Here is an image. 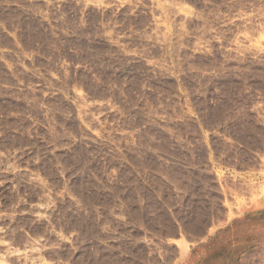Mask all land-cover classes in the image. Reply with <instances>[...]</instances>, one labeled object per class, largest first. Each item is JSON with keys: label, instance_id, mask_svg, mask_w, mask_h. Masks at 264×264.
<instances>
[{"label": "rangeland", "instance_id": "1", "mask_svg": "<svg viewBox=\"0 0 264 264\" xmlns=\"http://www.w3.org/2000/svg\"><path fill=\"white\" fill-rule=\"evenodd\" d=\"M244 173L264 194V0H0V264H139Z\"/></svg>", "mask_w": 264, "mask_h": 264}, {"label": "crops", "instance_id": "2", "mask_svg": "<svg viewBox=\"0 0 264 264\" xmlns=\"http://www.w3.org/2000/svg\"><path fill=\"white\" fill-rule=\"evenodd\" d=\"M222 180L229 200L223 218L173 219L162 235L144 243L139 264H264V194L254 197L246 173Z\"/></svg>", "mask_w": 264, "mask_h": 264}]
</instances>
